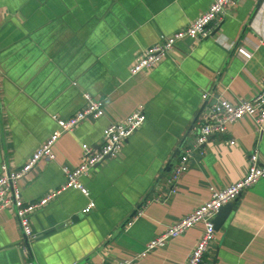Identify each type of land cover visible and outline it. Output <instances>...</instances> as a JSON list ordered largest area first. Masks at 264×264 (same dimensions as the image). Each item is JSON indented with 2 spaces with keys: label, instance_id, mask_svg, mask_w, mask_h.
I'll return each mask as SVG.
<instances>
[{
  "label": "crops",
  "instance_id": "obj_1",
  "mask_svg": "<svg viewBox=\"0 0 264 264\" xmlns=\"http://www.w3.org/2000/svg\"><path fill=\"white\" fill-rule=\"evenodd\" d=\"M212 1L0 0V168L22 167L56 129L54 118L84 107V94L104 101L100 118L62 134L54 160L18 182L25 202L60 187L61 168L78 166L81 146L99 147L110 124L139 108L145 114L119 156L81 179L88 198L68 190L31 214L33 239H23L10 211L0 212V264L128 260L207 202L210 187L241 180L252 152L264 164V124L259 131L244 117L192 153L176 194L156 200L193 143L202 93L236 103L262 88L264 0H238L207 38L179 42L155 68L130 77L140 52L188 26ZM89 201L95 207L85 212ZM232 203L205 264H264V178ZM203 230L196 224L135 264H185Z\"/></svg>",
  "mask_w": 264,
  "mask_h": 264
},
{
  "label": "built area",
  "instance_id": "obj_2",
  "mask_svg": "<svg viewBox=\"0 0 264 264\" xmlns=\"http://www.w3.org/2000/svg\"><path fill=\"white\" fill-rule=\"evenodd\" d=\"M238 0H213L209 8L188 26L173 34L164 37L158 43L140 52L133 61L129 70L130 77L144 74L163 62L176 48L179 42L188 40L198 43L208 37L210 27L218 25L222 17L237 5ZM262 88L250 99L230 103L223 100L210 101V94L202 93V107L199 118L195 124V137L189 148L184 149L177 157L170 174L166 180L167 191L156 200L165 201L169 196L176 194L181 176L189 169L192 153L201 151L208 139L224 134L227 125L244 117H250L257 129L261 131L264 124V76L261 79ZM84 107L67 120L54 118L56 129L47 140L32 154L29 160L19 169H9L6 164L0 168V212L8 210L17 220L24 240H31L34 234L31 229L30 216L33 212L43 208L58 195L68 190L78 191L88 198L89 192L81 179L87 177L90 171L106 160L116 159L125 143L144 123L145 114L142 108L137 109L122 122L110 124L104 134V140L99 147L83 144L81 146V161L75 168L62 167L65 178L64 183L55 190L47 192L36 202H25L20 194L18 182L26 176L39 162H52L54 160L53 148L64 133L72 132L79 124L87 120H96L103 115L104 101L93 99L84 94ZM234 145V142H230ZM249 167L246 175L239 181L222 189L210 187V199L195 209L189 215L176 220L164 232L151 240L142 253L128 260L112 264H135L148 253L157 248L164 247L170 239L182 235L196 224L203 225V233L196 242L185 264H205L204 259L211 245L215 241L213 221L219 210L237 199L244 191L264 178V164H259L258 152H252L248 159ZM89 201L85 212L94 208ZM140 210V208H138ZM138 210L135 215L138 214Z\"/></svg>",
  "mask_w": 264,
  "mask_h": 264
},
{
  "label": "water",
  "instance_id": "obj_3",
  "mask_svg": "<svg viewBox=\"0 0 264 264\" xmlns=\"http://www.w3.org/2000/svg\"><path fill=\"white\" fill-rule=\"evenodd\" d=\"M232 207H233V203H229V204L223 206L219 210V212L217 213V215L213 221L214 229L216 232L223 226L224 222L226 221L229 214L231 213Z\"/></svg>",
  "mask_w": 264,
  "mask_h": 264
}]
</instances>
